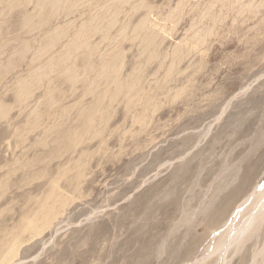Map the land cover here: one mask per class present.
<instances>
[{
  "label": "rangeland",
  "instance_id": "1",
  "mask_svg": "<svg viewBox=\"0 0 264 264\" xmlns=\"http://www.w3.org/2000/svg\"><path fill=\"white\" fill-rule=\"evenodd\" d=\"M262 184L264 0H0V264H264Z\"/></svg>",
  "mask_w": 264,
  "mask_h": 264
},
{
  "label": "bare ground",
  "instance_id": "2",
  "mask_svg": "<svg viewBox=\"0 0 264 264\" xmlns=\"http://www.w3.org/2000/svg\"><path fill=\"white\" fill-rule=\"evenodd\" d=\"M39 12H41V11H39ZM255 195H259V198H258V202H255V204L253 205V207H254L253 212L250 214V216L247 219L244 220L243 224L237 230L234 229V224H235V221L238 218V216L242 213L243 207L242 208L239 207L237 209L236 213L234 214V216H232L233 218H232L231 224H230V230H231L230 236L223 242V243H225V245L223 246L225 251L233 243L235 244V242L239 241L240 239L243 240L241 237H243L244 234L247 233V231L252 227V225L254 224L255 218L257 216H262L264 214V184L258 185L257 187L254 188L250 197L245 201L243 206L248 204L250 199H252L251 197H254ZM262 217H264V215ZM228 232H229V230H228ZM237 244H239V243H237Z\"/></svg>",
  "mask_w": 264,
  "mask_h": 264
}]
</instances>
